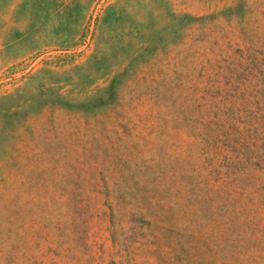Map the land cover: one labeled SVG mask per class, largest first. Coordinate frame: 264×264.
I'll return each instance as SVG.
<instances>
[{
  "label": "rangeland",
  "instance_id": "1",
  "mask_svg": "<svg viewBox=\"0 0 264 264\" xmlns=\"http://www.w3.org/2000/svg\"><path fill=\"white\" fill-rule=\"evenodd\" d=\"M0 264H264V0H0Z\"/></svg>",
  "mask_w": 264,
  "mask_h": 264
}]
</instances>
